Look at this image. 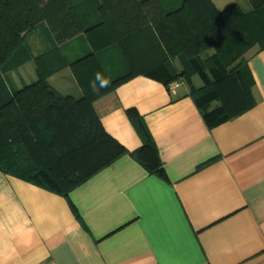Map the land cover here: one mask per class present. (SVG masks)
<instances>
[{
    "label": "crops",
    "instance_id": "obj_1",
    "mask_svg": "<svg viewBox=\"0 0 264 264\" xmlns=\"http://www.w3.org/2000/svg\"><path fill=\"white\" fill-rule=\"evenodd\" d=\"M79 7L88 25L96 22L95 2ZM45 23L28 39L36 54L57 43L48 67L93 50L85 32L56 42ZM98 55L110 76L128 72L116 46ZM246 58L255 105L214 127L183 81L168 86L141 73L95 101L106 130L131 151L143 138L127 109L140 113L167 180L130 154L68 197L0 170V264H264V49L254 47ZM49 81L63 94L82 95L70 66Z\"/></svg>",
    "mask_w": 264,
    "mask_h": 264
},
{
    "label": "trees",
    "instance_id": "obj_2",
    "mask_svg": "<svg viewBox=\"0 0 264 264\" xmlns=\"http://www.w3.org/2000/svg\"><path fill=\"white\" fill-rule=\"evenodd\" d=\"M71 0H0V170L66 197L76 186L119 157L130 154L149 172L168 179L157 144L135 108L128 115L143 138L129 150L104 127L95 101L138 74L170 85L188 84L210 127L235 118L255 105L254 76L246 54L264 49V0H250L251 9L234 3L220 9L214 0H183L172 10L157 0H88L96 9L83 29L79 5ZM47 22L63 42L87 34L93 50L52 67L47 58L58 45L34 53L28 34ZM95 36L97 38L95 39ZM94 37V38H93ZM116 46L128 72L110 76L98 52ZM213 49L208 54V50ZM33 60L37 79L11 90L4 74ZM70 66L82 89L77 97L63 94L49 76ZM99 73L109 87L94 92L90 82ZM199 75L202 84L193 78ZM73 209L78 216L75 205Z\"/></svg>",
    "mask_w": 264,
    "mask_h": 264
},
{
    "label": "rangeland",
    "instance_id": "obj_3",
    "mask_svg": "<svg viewBox=\"0 0 264 264\" xmlns=\"http://www.w3.org/2000/svg\"><path fill=\"white\" fill-rule=\"evenodd\" d=\"M157 1L161 4V6L163 8H165L167 10H172L174 7H178L183 2V0H157ZM215 1L217 2V4H218L217 6L220 9H224V8L228 7L229 5L234 4V3L240 4L244 10H250L252 7L250 0H215ZM92 2H94V1H92ZM77 10L79 12L78 14H80V20H81L80 22L82 24L83 29L85 27L91 25V23L88 25L89 21L87 20L86 16H83V14L80 10V7H79V9L77 8ZM45 24L50 27V25L47 22ZM85 24H87V25H85ZM81 32H84V30H82ZM54 35H55V32H54ZM29 43H30V41H29ZM30 45H31V43H30ZM212 51H213V49H209L208 54L212 53ZM33 64H34L33 61L29 60V61L19 65L18 67L10 70L9 72L5 73L4 74L5 78L8 81L7 83L10 85V87H13L14 89L17 87H22V85H24L25 83H29L30 81L36 79L38 77V75L34 71H32ZM23 65H24V67H23ZM56 76H58V75H56ZM65 83H68L71 90H74V88L79 89L78 85L76 83L70 81V80L65 81ZM194 83L197 86L201 85L202 79L200 78L199 75H196L194 77ZM72 85H74L75 87H73Z\"/></svg>",
    "mask_w": 264,
    "mask_h": 264
},
{
    "label": "clouds",
    "instance_id": "obj_4",
    "mask_svg": "<svg viewBox=\"0 0 264 264\" xmlns=\"http://www.w3.org/2000/svg\"><path fill=\"white\" fill-rule=\"evenodd\" d=\"M98 83L101 88L110 86V82L107 81L105 78H103L99 73H97L94 80L90 82V87L94 92L98 91V87H97Z\"/></svg>",
    "mask_w": 264,
    "mask_h": 264
},
{
    "label": "built area",
    "instance_id": "obj_5",
    "mask_svg": "<svg viewBox=\"0 0 264 264\" xmlns=\"http://www.w3.org/2000/svg\"><path fill=\"white\" fill-rule=\"evenodd\" d=\"M178 85V82H174L172 86H177Z\"/></svg>",
    "mask_w": 264,
    "mask_h": 264
}]
</instances>
